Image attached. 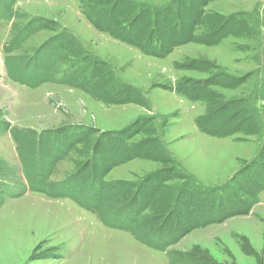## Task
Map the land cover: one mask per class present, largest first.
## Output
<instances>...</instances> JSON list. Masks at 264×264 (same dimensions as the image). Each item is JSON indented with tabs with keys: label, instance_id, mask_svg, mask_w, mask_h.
<instances>
[{
	"label": "rangeland",
	"instance_id": "1",
	"mask_svg": "<svg viewBox=\"0 0 264 264\" xmlns=\"http://www.w3.org/2000/svg\"><path fill=\"white\" fill-rule=\"evenodd\" d=\"M116 1L17 0L15 16L0 20V125H4L0 177L25 186L20 196L0 194V264H264V189L259 188L261 182L264 185V0H212L206 6L208 19L195 27V41L174 47L165 57L146 55L92 23L88 13L107 9ZM127 1L136 7L135 13L137 6L164 9L173 1L169 12L174 11L185 24L188 15H181L174 6L189 9L192 0ZM35 18L44 25L11 50V55H31L64 31L74 38L77 60L88 55L100 62L104 77L132 87L134 99L105 103L71 83L47 82L29 88L11 81L3 61L4 47L18 39L22 28ZM168 18L174 19L173 14ZM124 22H130L126 15L120 20ZM222 25H236L238 32L220 43L205 44V32ZM64 63L55 66L62 71L68 61ZM202 82L209 85L197 87ZM188 83L195 86L194 98L177 88L184 89ZM209 122L219 126L217 130L209 127L217 134L206 131ZM9 123L14 129L43 130L47 135L66 126L97 131L56 162L50 183L87 169L97 135L132 124V131L140 127L129 142L147 140L142 155L112 168L106 179L129 188L141 182V191L152 173L166 168L172 173L170 178L152 187H158V192L140 218L162 217L169 210L167 203L179 192L178 201H186L188 220L218 222L180 237L183 225L167 217L165 238L158 243L140 240L129 227L108 228L98 214L74 200L30 191ZM190 177L226 193L189 187ZM128 199L125 196L124 203ZM245 201L251 204L248 213L224 219L243 209ZM194 206H198L195 213L187 214ZM184 216L177 221H185Z\"/></svg>",
	"mask_w": 264,
	"mask_h": 264
},
{
	"label": "trees",
	"instance_id": "2",
	"mask_svg": "<svg viewBox=\"0 0 264 264\" xmlns=\"http://www.w3.org/2000/svg\"><path fill=\"white\" fill-rule=\"evenodd\" d=\"M80 1L85 3L91 0ZM211 1L192 0L189 1V9L183 10L181 9L185 7H181L176 3L174 10L181 13V15L185 13L189 17L188 23L185 24L180 16H174V11L169 12L170 6H173V1L163 5L164 9H155L154 7L145 9L137 6L138 11L135 13L136 7L133 8L132 3L127 0H117L114 4H110L107 9H101L97 11L98 13H88V16L96 27L113 32L115 37L124 43L138 47L146 55L165 57L172 52L174 47L187 41H195V27L208 19L209 13L206 11V6ZM16 2L17 0H0V20L10 19L15 16L14 6ZM193 5L194 7H191ZM168 14H173L174 19L168 18ZM123 15L128 16L130 22L120 23ZM218 17L221 18L220 16ZM43 22L40 18L30 20L19 32L18 39H14L13 42L8 43L4 47V64L11 81L31 88H38L47 82L71 83L89 91L105 103L121 104L134 99L132 87L116 84L104 77L100 62L90 58L91 56L88 55L77 60L74 44L71 42V38L73 40L74 38L64 31L50 38L45 44L40 45L31 55L24 57L11 55V50L19 48L23 40L44 25ZM235 22L236 20L233 23ZM217 27L205 32V44L220 43L225 37L229 35L235 36L238 32L237 28L234 29L236 25L231 28H226L227 26L223 25L219 29ZM216 28L218 29L217 31ZM224 28L226 30L223 32ZM65 61H68L66 68L61 69L62 71L58 70L55 65L65 64ZM206 85L209 84L202 82L197 87L204 88ZM194 87L192 83H188L184 86V89L179 86L177 88L194 98ZM199 123L204 124L202 122ZM209 123L208 125L206 124V131L211 134H217L211 131L210 128L217 130L219 126H216L214 122ZM132 125L119 131L101 133L94 137L87 169L79 174L77 171L71 177L55 183H50L48 180L56 162L66 157L77 142L85 137L89 138L93 134H97V131L87 126H66L63 129L53 130L47 135L46 132L44 134L43 130L36 132L31 131L29 128L14 129L10 123L8 129H10L14 139L19 143V145L17 144V149L23 161L22 168L27 180L26 185L30 191L44 193L54 198L70 197L82 208L98 213L107 226L119 229L121 227H129L130 232L140 240L147 243L150 241L158 243L159 240L162 242L165 238V236L162 238V235H164V220L167 217L176 218L175 223L183 225L184 229L180 237L202 225L218 222L216 219L209 218L188 220L189 218L184 216L186 215V201L185 199L178 201L179 192L172 203H167V208L165 209L169 208V210H166L167 213L165 215H161L162 217L159 218H140V214L152 204L158 192V190L156 191L158 187L156 189L152 187L158 183L162 185L164 181L170 178L172 173H169L166 168L152 173L148 181L145 179L146 182L144 184L146 187L144 186L141 191V182L133 183L131 188H129L121 181L106 179V175L112 168L139 157L147 145V140L136 143L129 142L142 129L138 127L137 130L132 131ZM2 129H4V125H0V130ZM117 141H119V145L115 143ZM119 146H121V149L118 151ZM2 175V170L0 169V176ZM188 182L189 187L196 188L199 191H208L210 193L213 190H218L219 194L224 195V192L226 193V189L216 186H204L191 177ZM262 185L263 183L261 182L259 184L261 187L259 188L264 189ZM24 188V185L19 186L18 183H6L0 177L1 195L20 196L24 193ZM147 188H149V191ZM231 188L233 192H236L234 190L235 187ZM13 190L15 194H12ZM124 195L129 196L126 203H124ZM224 198L226 200L228 196ZM251 199L254 200V196ZM243 205V209L237 210L232 215H225L224 219L236 214L248 213L251 204L245 201ZM197 207L194 206L193 210L190 209L187 214L195 213L194 210H197ZM178 216H184L185 221H177L179 220ZM165 248L166 245L161 249L164 250Z\"/></svg>",
	"mask_w": 264,
	"mask_h": 264
},
{
	"label": "bare ground",
	"instance_id": "3",
	"mask_svg": "<svg viewBox=\"0 0 264 264\" xmlns=\"http://www.w3.org/2000/svg\"><path fill=\"white\" fill-rule=\"evenodd\" d=\"M3 252V251H2ZM5 252H7V249H6V251ZM4 254V253H3Z\"/></svg>",
	"mask_w": 264,
	"mask_h": 264
}]
</instances>
